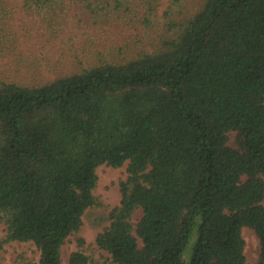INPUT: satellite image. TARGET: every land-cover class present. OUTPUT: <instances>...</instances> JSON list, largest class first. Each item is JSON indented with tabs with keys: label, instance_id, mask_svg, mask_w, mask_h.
Here are the masks:
<instances>
[{
	"label": "trees",
	"instance_id": "1",
	"mask_svg": "<svg viewBox=\"0 0 264 264\" xmlns=\"http://www.w3.org/2000/svg\"><path fill=\"white\" fill-rule=\"evenodd\" d=\"M161 1L23 3L54 23L81 5L99 24L148 23ZM180 3L152 51L45 82L0 79L3 241L34 242L39 264H62L86 211L109 207L98 166L125 163L121 201L96 237L115 264H247L244 226L264 264V0H202L190 13ZM69 263L96 261L79 248Z\"/></svg>",
	"mask_w": 264,
	"mask_h": 264
},
{
	"label": "rangeland",
	"instance_id": "2",
	"mask_svg": "<svg viewBox=\"0 0 264 264\" xmlns=\"http://www.w3.org/2000/svg\"><path fill=\"white\" fill-rule=\"evenodd\" d=\"M202 0H181L182 11L196 10ZM173 0H162L156 15L148 23L134 19L117 23H93L90 12L81 5H67L64 16L49 22L42 15L28 12L23 0H6L0 11V79L17 82H45L58 75L70 73L91 60L108 55L123 57L141 50H154L170 31L164 11ZM174 8V4H173ZM176 8V6H175ZM176 13V12H175ZM174 13V14H175ZM234 132L231 133L232 138ZM98 184L95 193L109 205L86 211L83 225L77 234L70 235L62 246V264H70L71 253L81 248L96 264H115L111 255L101 249L96 237L110 223V208L121 201L120 182L127 178V163L115 167L101 164L97 168ZM142 215L135 211L132 220ZM247 264L259 259L260 241L255 230L244 226ZM5 226L0 222V263L20 262L39 264L40 250L32 241H3ZM85 239L78 246L77 237ZM141 242V240H140Z\"/></svg>",
	"mask_w": 264,
	"mask_h": 264
}]
</instances>
